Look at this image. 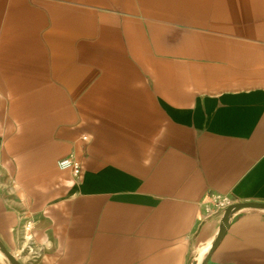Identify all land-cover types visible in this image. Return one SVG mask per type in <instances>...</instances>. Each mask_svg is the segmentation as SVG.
<instances>
[{"label": "crops", "instance_id": "0c3cea01", "mask_svg": "<svg viewBox=\"0 0 264 264\" xmlns=\"http://www.w3.org/2000/svg\"><path fill=\"white\" fill-rule=\"evenodd\" d=\"M210 194L264 202V0H0V238L22 264H188ZM208 264H264V215Z\"/></svg>", "mask_w": 264, "mask_h": 264}, {"label": "water", "instance_id": "95a60500", "mask_svg": "<svg viewBox=\"0 0 264 264\" xmlns=\"http://www.w3.org/2000/svg\"><path fill=\"white\" fill-rule=\"evenodd\" d=\"M248 213L264 215V202L237 201L208 216L195 236L188 264H208L222 245L235 220ZM210 224H215L213 231L210 235L202 236V231ZM0 253L4 256L0 259L6 264H22L18 257L7 248L1 238Z\"/></svg>", "mask_w": 264, "mask_h": 264}, {"label": "built area", "instance_id": "2783aa9c", "mask_svg": "<svg viewBox=\"0 0 264 264\" xmlns=\"http://www.w3.org/2000/svg\"><path fill=\"white\" fill-rule=\"evenodd\" d=\"M88 138L85 137L84 140H87ZM58 167L61 170H69L72 172V174L75 177L80 176L81 174V168L77 161H75L73 158L68 157L60 160L58 162ZM234 202V199L232 196L228 195H222V194H210L207 197V208H206V214L210 216L211 214L217 212L219 209L224 208ZM32 230V227L30 224H27L25 227V231L29 234Z\"/></svg>", "mask_w": 264, "mask_h": 264}]
</instances>
